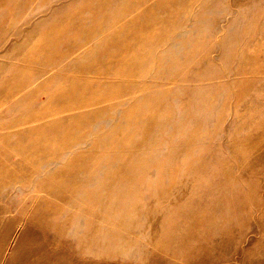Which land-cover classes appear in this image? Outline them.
Masks as SVG:
<instances>
[{"label": "rangeland", "instance_id": "obj_1", "mask_svg": "<svg viewBox=\"0 0 264 264\" xmlns=\"http://www.w3.org/2000/svg\"><path fill=\"white\" fill-rule=\"evenodd\" d=\"M0 264H264V0H0Z\"/></svg>", "mask_w": 264, "mask_h": 264}]
</instances>
